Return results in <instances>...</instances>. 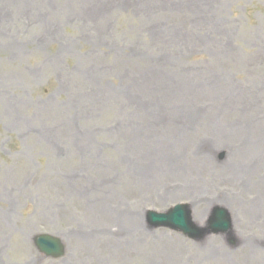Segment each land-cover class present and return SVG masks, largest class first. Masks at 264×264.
<instances>
[{
    "label": "rangeland",
    "instance_id": "obj_1",
    "mask_svg": "<svg viewBox=\"0 0 264 264\" xmlns=\"http://www.w3.org/2000/svg\"><path fill=\"white\" fill-rule=\"evenodd\" d=\"M0 264H264V0H0Z\"/></svg>",
    "mask_w": 264,
    "mask_h": 264
},
{
    "label": "water",
    "instance_id": "obj_2",
    "mask_svg": "<svg viewBox=\"0 0 264 264\" xmlns=\"http://www.w3.org/2000/svg\"><path fill=\"white\" fill-rule=\"evenodd\" d=\"M147 220L152 227L167 226L179 229L190 238H200L205 233L227 232L231 227V219L228 212L222 207H216L209 219L210 231L197 227L191 218V211L186 205H176L166 213L148 212ZM35 247L46 256L61 257L64 247L61 240L53 235L39 234L33 238Z\"/></svg>",
    "mask_w": 264,
    "mask_h": 264
},
{
    "label": "bare ground",
    "instance_id": "obj_3",
    "mask_svg": "<svg viewBox=\"0 0 264 264\" xmlns=\"http://www.w3.org/2000/svg\"><path fill=\"white\" fill-rule=\"evenodd\" d=\"M256 148H260V146H256ZM260 151V150H259ZM246 152V151H245ZM262 152V151H261ZM244 155H245V153H244ZM242 158H244V156L242 157L241 156V158H240V160H242ZM257 160H258V158H255V161L254 160H252V161H254V162H256L257 163ZM252 161H250V162H252ZM196 220H198V218H195ZM202 222H200V224H201Z\"/></svg>",
    "mask_w": 264,
    "mask_h": 264
}]
</instances>
